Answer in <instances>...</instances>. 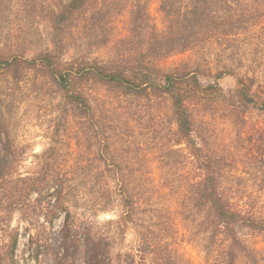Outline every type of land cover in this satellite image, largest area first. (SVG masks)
I'll return each instance as SVG.
<instances>
[{
    "label": "rangeland",
    "instance_id": "obj_1",
    "mask_svg": "<svg viewBox=\"0 0 264 264\" xmlns=\"http://www.w3.org/2000/svg\"><path fill=\"white\" fill-rule=\"evenodd\" d=\"M70 1L0 0V57H37L53 51L60 39L64 62L109 61L127 47L122 40L137 46L131 33L137 4L145 7L149 26L162 31L168 24L161 0H90L84 15L72 18L59 31L56 16ZM102 3L112 7L104 31L110 41L105 46L93 43L100 41L103 29L93 30L87 20L94 5ZM230 18L233 31L222 40L215 37L205 48L177 54L159 66L180 72L201 64L205 81L229 69L232 73L221 80L224 92L236 86L233 73L249 75L264 99V0L246 1ZM151 27L145 31L147 37ZM81 85L92 99L89 116L74 110L42 70L24 69L18 81L9 72L0 74V111L18 159L13 177L46 174L42 192L47 198L42 206L54 197L48 191L57 193L63 186L66 205L78 223L99 224L112 241V255L119 254L122 264H219L214 261L219 252L211 254L205 247L209 234L194 206L193 185L200 179L201 160L178 132L172 98L152 90L133 95L92 82ZM227 101L224 95L212 93L191 103L198 125L209 127L218 151L239 150L241 162L234 171H254L244 158V148L234 142L240 126L228 113ZM244 114L250 129L264 126V113L251 109ZM111 171L124 172L133 197L134 218L128 223L122 218L125 198ZM248 188L257 190V184ZM36 198L38 193L32 202ZM10 223L15 228L24 225L18 211ZM61 224L62 219L56 226ZM244 237L264 249L263 236ZM27 241L21 238L18 258L34 264Z\"/></svg>",
    "mask_w": 264,
    "mask_h": 264
},
{
    "label": "trees",
    "instance_id": "obj_2",
    "mask_svg": "<svg viewBox=\"0 0 264 264\" xmlns=\"http://www.w3.org/2000/svg\"><path fill=\"white\" fill-rule=\"evenodd\" d=\"M90 0H71L56 16L57 28L62 30L72 18L83 16ZM248 0H161V10L168 24L160 31L149 26L145 7L135 5L132 10L131 33L137 46L122 40L123 46L114 58L104 62H64L62 40L55 41V49L37 57L11 55L0 57V74L9 72L17 81L24 69L42 70L62 92L74 110L86 116L92 114V99L82 83L92 82L119 88L129 94L141 95L148 90L169 95L173 101V114L178 122V132L200 157V179L193 185L197 198L194 206L202 213L205 231L209 234L206 244L211 254L216 250L215 262L219 264H264V249L252 245L245 235L264 237V126L250 129L244 116L249 110L264 113V99L255 91L254 80L249 75L232 74L236 86L224 92L221 80L232 73L227 69L204 80L200 75L201 64L195 70L174 72L163 69L160 63L177 54L205 48L209 41L229 34L231 16L242 9ZM110 3L94 5L87 20L92 29H103L100 41H110L105 25L110 21ZM152 30L150 37L145 31ZM233 31V30H231ZM102 40V41H101ZM139 48V49H138ZM219 93L226 97L227 111L236 118L240 129L234 138L240 145L244 158L253 164L254 171H234L238 168V155L231 150L218 151L213 146L212 132L200 127L192 107L194 99ZM17 152L0 111V264H31L18 258L22 237L28 238L29 256L34 264H122L120 255H112V241L99 224L78 223L76 215L66 205L65 188L62 186L49 199L47 206L42 185L46 174L13 177L18 162ZM112 172V171H111ZM121 186L118 191L125 198V223L133 221L134 201L123 171H113ZM257 184V190L248 188ZM39 198L32 202L33 194ZM52 194V195H51ZM39 201V202H38ZM21 214L24 225L15 228L10 221L15 212ZM44 214L45 219H41ZM64 214V217H63ZM62 219V224L56 223ZM121 220V221H123ZM218 238H221L220 242ZM220 249V251H219Z\"/></svg>",
    "mask_w": 264,
    "mask_h": 264
}]
</instances>
